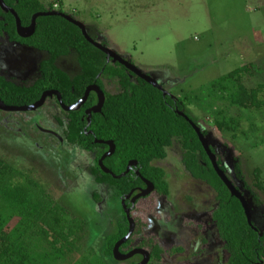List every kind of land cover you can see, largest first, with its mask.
Returning a JSON list of instances; mask_svg holds the SVG:
<instances>
[{
  "label": "trees",
  "instance_id": "16d2710c",
  "mask_svg": "<svg viewBox=\"0 0 264 264\" xmlns=\"http://www.w3.org/2000/svg\"><path fill=\"white\" fill-rule=\"evenodd\" d=\"M4 3L17 13L22 26H28L37 13L53 11V7H46L42 0H4ZM58 12L63 13L62 10ZM88 35L96 41L89 32ZM0 36L48 55L40 64V78L32 87H19L0 76V101L7 106H29L38 101L44 91L54 89L62 95L65 104L72 105L83 97L90 85L103 90L102 77L115 80L119 86L118 93L104 90L102 111L92 115L88 126L84 111L95 104L94 94L89 95L79 111L62 112L59 120H66L64 137L70 146L94 154L96 163L106 147L94 141L112 142L114 154L105 159L103 165L119 176L125 172L129 162L136 161L140 176L154 185L156 195L166 197L169 194L167 175L156 163L165 160L168 149L177 143L182 151L185 171L210 187L215 195L210 218L224 243L226 264L264 262V232H255L248 226L240 202L230 195L216 175L190 124L176 113L182 112L200 127L188 109L191 104L200 105L198 96L182 95L174 99L163 96L124 67L107 63L106 56L90 45L77 27L58 16L38 18L34 35L21 39L16 33L13 17L0 10ZM71 55L78 67L74 76L67 75L57 66L59 59ZM253 70L252 65L238 68L209 87L208 105L215 118L214 125L218 131L232 138L241 130L242 119L233 116L230 109L264 112V100L260 96L264 97V85L248 89L244 84L245 77ZM99 74L101 77L97 79ZM202 134L207 136L205 131ZM217 161L230 179L220 159ZM234 173L257 203L259 197L255 191L264 192L259 171L254 172L255 191L245 183L238 161ZM90 175L95 184L104 186L115 200L134 188L144 187L141 179L132 172L121 179H113L95 164ZM94 196L97 197L96 194ZM154 207L156 203L149 197L140 200L131 212L136 227L129 241L119 248L121 254L141 248L150 253L153 262H163V251L147 233L148 216L154 215ZM127 231V221L121 213L102 240L101 254L86 249L87 221L74 216L55 201L30 175L0 158V264H110L115 261V244L125 237ZM128 263L135 262L130 260Z\"/></svg>",
  "mask_w": 264,
  "mask_h": 264
},
{
  "label": "rangeland",
  "instance_id": "374dc122",
  "mask_svg": "<svg viewBox=\"0 0 264 264\" xmlns=\"http://www.w3.org/2000/svg\"><path fill=\"white\" fill-rule=\"evenodd\" d=\"M42 2L46 7L52 6L54 11L62 10L82 23L98 42H105L111 51L156 81L172 97L198 96L201 106L191 104L188 109L201 130L208 133V138L216 152L223 157L231 176L234 177V162L238 161L245 182L252 190L255 191L253 183L256 170L264 184V112L230 109L233 116L242 119L241 130L232 138L216 129L215 118L208 105L210 85L238 68L253 66L251 75L244 79L248 89L264 85V0ZM41 59L40 53L0 39V72L9 78L25 83L31 74L36 75ZM61 66L69 73L77 71L73 58ZM17 118L21 123L24 118L28 120L27 125H36L30 130L21 124L24 134H34L41 124L38 113ZM15 134L10 138L0 132V158L38 181L55 201L74 216L85 219L88 223L85 247L100 255L102 240L113 228L122 207L112 198L113 194L101 191V187L94 184L85 171L91 159L80 150H70L69 157L56 152L40 158L36 154L32 155L33 144L19 133ZM66 148L68 150L70 147ZM180 152L178 148L170 151L163 164L169 175V196L174 198L177 207L187 208L186 203L181 201L184 197L201 195L204 201L201 199L203 204L198 207L205 206L208 209L214 203V194L206 186L196 184L183 170ZM238 186L246 195L251 210L258 211L242 184L238 183ZM255 192L264 207V192ZM166 211L164 207L163 212ZM194 216L199 217V213ZM252 224L264 231L263 210L252 214ZM154 229L157 232L160 230L157 223ZM197 240V234L190 232L188 236L184 235L183 240L174 237L166 241V245L181 244L188 256L195 251ZM214 242L212 240V248L209 247L207 254L193 261V264H218L216 256L221 247L218 246L220 244L213 245ZM172 262L178 264L177 259ZM110 264L118 263L111 261Z\"/></svg>",
  "mask_w": 264,
  "mask_h": 264
},
{
  "label": "flooded vegetation",
  "instance_id": "af4514ba",
  "mask_svg": "<svg viewBox=\"0 0 264 264\" xmlns=\"http://www.w3.org/2000/svg\"><path fill=\"white\" fill-rule=\"evenodd\" d=\"M4 2V0H3ZM5 4V3H4ZM5 6L11 10H13L11 7L7 6L5 4ZM1 10V9H0ZM2 11V10H1ZM14 11V10H13ZM3 12V11H2ZM15 12V11H14ZM49 12H58V11H49ZM4 13V12H3ZM16 13V12H15ZM4 14H9L11 15V13H4ZM17 14V13H16ZM12 16V15H11ZM18 16V15H17ZM13 17V16H12ZM19 18V17H18ZM14 19V17H13ZM20 20V19H19ZM14 22H15V19H14ZM31 22V20H30ZM21 23V21H20ZM30 25V24H29ZM28 25V26H29ZM22 26V24H21ZM28 26H22L24 28H27ZM15 29H16V24H15ZM16 33H17V30H16ZM35 33V32H34ZM18 35V34H17ZM34 35V34H33ZM32 35V36H33ZM31 36V37H32ZM19 37V36H18ZM29 37V38H31ZM97 37V36H96ZM21 38V37H19ZM0 39H5V42L9 43V44H13V45H17V46H22V47H25V48H28V49H31L37 53H40L42 55V59L40 60V62L38 63L37 65V71H36V75L33 76L31 74V77L25 82V83H22V82H18L12 78H9L7 77L6 75L2 74L0 72V76H3L6 80L12 82L13 84L19 86V87H24V88H29V87H32L35 82L40 78V64L46 60L48 58V55L44 52H41V51H38L34 48H31L29 46H26L24 44H20V43H17V42H10L7 37L5 36H0ZM23 39V38H21ZM24 39H28V38H24ZM96 41H97V38H96ZM98 42V41H97ZM101 44H105L107 47L108 45L105 43V42H99ZM113 52V51H112ZM116 54V53H115ZM117 55V54H116ZM119 56V55H118ZM120 57V56H119ZM70 58H73L74 59V56L71 55L67 58H64V59H59L57 61V66L63 71L65 72L67 75L69 76H74L77 74L78 72V67H77V64L75 62V59H74V63L77 67V71L76 72H72V73H69L67 72L66 70H64L62 68V63L69 60ZM121 58V57H120ZM124 60V59H123ZM126 61V60H125ZM107 63H110L112 65H115V64H118L117 62L116 63H113L112 60L110 61H107ZM129 62V61H128ZM130 63V62H129ZM120 65V64H118ZM122 66V65H120ZM123 67V66H122ZM126 69V68H125ZM127 70V69H126ZM128 71V70H127ZM130 72V71H128ZM131 73V72H130ZM132 75H134L133 73H131ZM136 76V75H135ZM101 77V74H99L97 76V79ZM137 77V76H136ZM138 79H140L139 77H137ZM142 80V79H140ZM143 81V80H142ZM101 83H102V86H103V90L100 89L98 87V89L103 93L104 95V102H105V91L106 92H110L111 94H115V93H118V90H119V86L116 84V81L115 80H112V79H109L107 78L106 76L102 77L101 78ZM90 86H93V85H90ZM161 86V85H160ZM162 87V86H161ZM88 88V87H87ZM86 88V89H87ZM163 88V87H162ZM105 90V91H104ZM164 90V88H163ZM165 91V90H164ZM45 92H56L59 94V98L58 96L56 95H51V96H48L45 98L43 104L38 107L37 109H35L34 111H28V112H7V111H3V110H0V132L1 133H5L6 136L10 137V138H13L15 135V132L19 133L20 135H22L27 141H29L31 144H33L34 146V153H32V155H38V157H42L44 158V156L46 157V155H49L50 153H62L64 154L66 157H69L70 156V150L72 151H77V150H80L78 149L77 147L75 146H70V144L66 141L65 137H64V132H65V128H64V125L66 124V120L63 118L61 120H59L62 112L63 113H71V112H68V111H65L61 104H63L65 107H71L73 106L74 104L72 105H67L64 103L63 101V98H62V95L57 91V90H54V89H50V90H46L42 93V95L45 93ZM92 94H94L95 98H96V102L93 106L91 107H88L85 111H84V117L86 119V122H87V115L85 114V112L87 110H90L91 108H93L94 106L97 105L98 103V96L95 92H91ZM90 93V94H91ZM89 94V95H90ZM169 94V93H168ZM41 95V96H42ZM170 95V94H169ZM89 97V96H88ZM171 98H177L178 96H169ZM41 98V97H40ZM39 98V100H40ZM88 99V98H87ZM38 100V101H39ZM38 101H36L35 103H37ZM2 102V101H0ZM3 103V102H2ZM35 103H33L32 105H34ZM86 103V102H85ZM4 104V103H3ZM5 105V104H4ZM85 105V104H84ZM83 105V106H84ZM104 105V104H103ZM7 106V105H6ZM31 106V105H29ZM82 106V107H83ZM8 107H17V106H8ZM21 107H28V106H21ZM81 107V108H82ZM17 108H20V107H17ZM80 108V109H81ZM103 108V106H102ZM102 108H101V111H102ZM79 109V110H80ZM78 110V111H79ZM100 111V113H101ZM72 112H76V111H72ZM40 116L41 118V124H37L38 125V129L34 132V134H29V133H26L24 134L22 132V129L20 127L21 124H24L27 128H29L30 130H33L34 128H36V125L32 124V126H29L26 124L28 123L27 121L28 120H25L24 118L21 119L22 123L20 122V119L17 118V117H20L21 115H33V114H37ZM99 114V113H98ZM92 115H94L93 113L91 114V117ZM91 120V119H90ZM59 121H62L59 123ZM82 121H84V119H82ZM91 123V122H90ZM42 125V126H40ZM89 124L87 123V126ZM44 126V127H43ZM200 128V127H199ZM201 130V128H200ZM202 131L204 130H201V133ZM206 132V131H205ZM207 133V132H206ZM203 135V134H202ZM204 136V135H203ZM205 137V136H204ZM207 140H208V143H209V147L213 148V151L211 150V152L216 156V162L218 164V159H220L221 161V166H224V168L226 169V173L228 174L229 178L231 179H228L232 185L238 190L240 191V193L243 195L244 192L239 188L238 186V183L242 184L243 186V190H245L249 195H250V198L252 200V203L254 204V206L258 207V211H252L251 210V207L249 205V201L246 197V195L244 194L243 196L245 197L248 205H249V210H250V216H251V224H252V214H257L259 212H261V210L264 211V207L261 203V200L260 198L258 199V202L256 203L251 194L245 189L244 187V183L241 182L239 179L236 178L235 176V173H234V167H233V176H231V173L229 172V169L227 167V165L225 164V162L223 161V157L218 154L216 152V149L214 148V146L212 145L210 139L208 138V133H207V136L205 137ZM97 140L94 141L95 144H99V143H96ZM99 142V141H98ZM103 142V141H101ZM107 142H110V141H107ZM99 145H104L106 147V151L103 153V155L108 151V146H106L105 144H99ZM202 146V145H201ZM66 147H70L68 150ZM115 147V146H114ZM178 148L180 151H181V148L180 146L175 143L173 144V146L171 148L168 149V155H169V152L172 151L173 149H176ZM81 151V150H80ZM115 151V150H114ZM89 159H91L90 163L88 165H86V169L85 171L87 172V174L91 177L92 179V176L90 175V170L92 168L93 165H97L98 166V161L100 160V158L103 156H101L99 158V160L95 163V155L94 154H90V153H86L84 151H82ZM205 152V151H204ZM206 154V153H205ZM168 155H167V158L161 162H157L156 165L163 168L166 172V175H167V181H169V175L164 167V163H166L167 159H168ZM180 155H181V159H180V163H181V166L183 168V170L185 171V168L182 164V151L180 152ZM207 156V154H206ZM110 158V157H109ZM208 158V156H207ZM107 159V158H106ZM209 160V158H208ZM104 162V161H103ZM132 163L134 162L136 165L134 167L131 168V170L129 171L134 173V175L141 179L144 187L143 188H134L132 189L128 194L122 196L119 200H116L118 201L119 203H121V201L124 202V208L122 206V203H121V211L119 213V217L121 215V213H123V215L125 216V219L127 221V217L125 215V210H127L129 212V216L131 218V220L133 221V224H134V229H133V233L135 231V227H136V223L134 221V219L131 217V212L136 208V206L139 204V201L142 200V199H146V198H153L155 203H156V207H154V215H149L148 216V230H147V233L153 237L152 239L158 244V246L161 248V250L163 251V255H162V261L163 262H153L151 260V255L148 251L144 250V249H141V248H135L133 250H131L129 253L133 252V251H142L143 253L147 254L148 255V262L146 264H172L173 260L177 259L178 260V264H193V261H195L196 259H199V258H202L204 255L207 254V251L209 250V247L211 246L212 248V240L216 241L213 243V245H216V244H220L218 245L219 248L221 247V251H222V254L220 252H218V255L216 256V262L218 264L220 263H223V264H226L227 262V253H226V250H225V246H224V243L223 241L220 239L219 237V234H218V231L215 227V225L212 223L211 221V218H210V213L212 211V209L214 208L215 206V195H214V203L208 208L206 209V207L204 206V208H199L198 206L199 205H202L203 204V199L200 198L201 195H197V196H189V197H184L183 199L184 200H181L183 202L186 203L187 205V208H179L177 207V205L175 204V202L173 201V197H170V185H169V194L168 196H158L156 195L155 193V188H154V185L143 179L139 172L136 170L137 169V162L136 161H131ZM210 162V160H209ZM130 163V162H129ZM128 163V164H129ZM235 164L237 163V161L234 162ZM211 164V163H210ZM234 164V166H235ZM104 166V165H103ZM212 166V165H211ZM219 166V164H218ZM99 167V166H98ZM105 167V166H104ZM106 168V167H105ZM127 168V167H126ZM213 168V167H212ZM220 168V167H219ZM100 169V168H99ZM107 169V168H106ZM108 170V169H107ZM101 171V169H100ZM102 172V171H101ZM111 172V171H110ZM186 172V171H185ZM224 172V171H223ZM103 173V172H102ZM112 173V172H111ZM128 173V174H129ZM137 173L139 174V176H137ZM188 174V172H186ZM113 174V173H112ZM123 174V173H122ZM127 174V175H128ZM225 174V173H224ZM242 174H243V171H242ZM108 175V174H106ZM114 175V174H113ZM125 175V176H127ZM226 175V174H225ZM115 176V175H114ZM124 176V177H125ZM188 176L190 177V175L188 174ZM244 176V174H243ZM112 177V176H111ZM227 177V176H226ZM113 178V177H112ZM196 184H199L201 186H206V188H208L209 190L210 187H208L207 185H205L203 182L199 181V180H195L193 179L192 177H190ZM228 178V177H227ZM114 179V178H113ZM143 180L149 182L150 184H152L153 186V189L152 191L145 197H141V198H138L137 200L134 201V203H132V199L134 197H136L137 195H139L141 193V191L147 189V186L146 184L143 182ZM245 180V178H244ZM93 181V179H92ZM246 181V180H245ZM93 183L95 184V182L93 181ZM246 183V182H245ZM169 184V182H168ZM97 185V184H96ZM99 187H101V191H106V188L102 185H98ZM211 192H213L211 190ZM110 193V192H109ZM112 194V193H111ZM214 194V193H213ZM127 196H129V198H126ZM114 196H112L113 198ZM182 199V198H181ZM203 201H202V200ZM127 203L129 204V206L127 205ZM166 204V205H165ZM167 204H168V207H167ZM166 208V210H168V212L166 211V213L163 212V208ZM202 207V206H201ZM204 211H201L203 210ZM206 209V210H205ZM200 210V211H199ZM244 211V210H243ZM196 213H199V217H196L194 216V214ZM203 214V215H202ZM204 216V218L202 217ZM246 217V216H245ZM116 220V219H115ZM247 220V219H246ZM158 224L159 227H160V230L157 232L155 229H154V224ZM248 224V223H247ZM127 225H128V221H127ZM249 226V225H248ZM250 227V226H249ZM252 227L255 229L253 230ZM252 227H250L253 231L255 232H259L260 230L255 228L252 224ZM128 232V231H127ZM190 232H194L197 234V242L195 243V251L186 256L185 255V249L183 247V245L181 244H178V245H172V246H169L166 245V241H170L172 240L174 237H176V239L178 240H183L184 239V235L188 236ZM264 231H260V233H262ZM132 233V235H133ZM127 235V234H126ZM125 235V236H126ZM131 235V236H132ZM130 236V238H131ZM124 238V237H123ZM129 238V239H130ZM128 239V241H129ZM127 241V242H128ZM127 242H125L124 244H126ZM123 244V245H124ZM164 244V245H163ZM121 245V246H123ZM120 246V247H121ZM214 249V248H213ZM120 253V252H119ZM128 253V254H129ZM121 254V253H120ZM128 254H125V255H128ZM121 255H124V254H121ZM130 260H134L135 263H132V264H139L142 262L143 260V255L142 254H135L133 255L131 258H129L128 260L126 261H117L118 264L120 263H125V264H129L128 262ZM259 264H264V262H260Z\"/></svg>",
  "mask_w": 264,
  "mask_h": 264
},
{
  "label": "water",
  "instance_id": "95a60500",
  "mask_svg": "<svg viewBox=\"0 0 264 264\" xmlns=\"http://www.w3.org/2000/svg\"><path fill=\"white\" fill-rule=\"evenodd\" d=\"M0 9L4 12V13H11V15L14 17L15 19V24H16V30H17V34L19 37L21 38H29L31 37L36 29V20L40 17H46V16H58L63 18L64 20H66L67 22H69L70 24L74 25L75 27H77L83 38L90 44L92 45L94 48H96L97 50H99L100 52H102L105 56H106V60L110 61L112 60L113 63H118L120 65H122L124 68H126L128 71H130L131 73H133L134 75H136L137 77H139L140 79H142L145 83L151 85L152 87L156 88L158 91H160L162 93L163 96H170L166 91L163 90V88L156 82L154 81L152 78L142 74L140 71H138V69L133 66L131 63H129L128 61L123 60L122 58H120L118 55H116L114 52H112L108 47L103 46L101 43L96 42L94 40H92V38H90V36L88 35V32L85 28V26L78 22L77 20L73 19L72 17L64 14V13H59V12H45V13H37L35 15L32 16L31 18V22L30 25L27 28H24L21 26L20 20L17 16V14L7 8L3 2V0H0ZM91 92H95L98 96V103L96 106H94L93 108H91L90 110H87L85 112V114L87 115V123L90 124L91 122V114H98L101 111V108L104 104V95L103 93L98 89L97 86L93 85V86H89L86 90L85 93L83 95V97L73 106L71 107H65L63 104H61L62 108L65 111L68 112H72V111H78L87 101V98L89 96V94ZM56 95L59 98V94L56 92H45L40 100L35 103L34 105L28 106V107H8L6 105H4L2 102H0V110L3 111H7V112H28V111H34L35 109H37L38 107H40L45 98L51 95ZM176 113L182 117L183 119H185V121H187V123L190 124V126L192 127V129L194 130V132L196 133L199 142L202 145L203 150L205 151V153L207 154L210 163L213 167V170L215 171L216 175L218 176V178L221 180V182L225 185V187L228 189V191L230 192V195L232 197H234L235 199H237L243 210H244V214L246 216L247 219V223L250 227H252L251 224V216H250V210H249V205L245 199V197L240 193V191H238L233 185L232 183L228 180V178L226 177V175L224 174V172L219 168L217 162H216V156L211 152L210 147H209V143L208 140L202 135L200 128L195 125L194 123H192L188 117H186L182 112H178L176 111ZM96 143L99 144H105L106 146H108V151L100 158V160L98 161V166L101 169V171L104 174H108L110 176H112L114 179H121L123 178L125 175H127L129 173V171L131 170L132 167H134L136 164L133 162H130L127 165V168L125 170V172L119 176H114L109 170H107L104 166H103V161L106 158L111 157L114 154V144L112 142H101V141H96ZM137 176H139V174L137 173ZM143 182L146 184L147 189L141 191V193L139 195H137L136 197H134L132 199V203H134L135 200H137L138 198L141 197H145L147 196L153 189L152 184H150L149 182L143 180ZM126 198H129V196H127ZM123 208L124 206V202L121 201ZM125 215L127 217V221H128V232L127 235L122 238L120 241H118L114 248H113V258L115 261H126L129 258H131L133 255L135 254H142L143 255V260L141 263L139 264H146L148 262V255L143 253L142 251H133L131 253H129L128 255H121L119 253V248L121 245H123L125 242L128 241V239L130 238V236L133 233V229H134V224L133 221L131 220L130 216H129V212L127 210H125ZM253 230H255L252 227Z\"/></svg>",
  "mask_w": 264,
  "mask_h": 264
}]
</instances>
